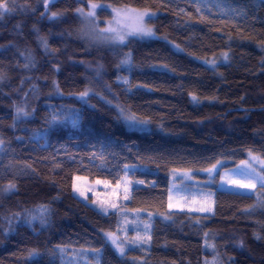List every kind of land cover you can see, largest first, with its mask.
Here are the masks:
<instances>
[{
    "label": "trees",
    "instance_id": "1",
    "mask_svg": "<svg viewBox=\"0 0 264 264\" xmlns=\"http://www.w3.org/2000/svg\"><path fill=\"white\" fill-rule=\"evenodd\" d=\"M0 3L12 8L0 9V264H264V188L215 190L211 214L167 209L173 170L234 166L249 152L264 159L260 1ZM91 3L102 6L101 25L114 8L155 13L153 35L91 44L76 14ZM111 103L149 130H127ZM125 175L143 181L128 206L156 217L144 250L119 256L105 235L116 215L71 188L76 176L114 184ZM10 182L16 189L3 191ZM41 205L45 223L29 224Z\"/></svg>",
    "mask_w": 264,
    "mask_h": 264
},
{
    "label": "rangeland",
    "instance_id": "2",
    "mask_svg": "<svg viewBox=\"0 0 264 264\" xmlns=\"http://www.w3.org/2000/svg\"><path fill=\"white\" fill-rule=\"evenodd\" d=\"M83 9L85 12L90 10V8ZM117 9L123 13L121 16L122 18H119L121 21L120 24H116L115 20H107L103 23V25H101L100 21L95 18V29L91 28V26H87L76 11V14L81 22L80 36L86 41L91 42V44L100 43L108 47L121 45V43L114 42L110 39H101V37H111L114 35V33L103 32L102 30L107 29L110 26L109 22H112L111 26L119 28L122 32H128L135 23L136 14L143 11H133L131 8ZM134 36L145 37V35H128L126 36L125 41ZM204 64L209 67L213 66L210 61L204 62ZM112 105L116 109L121 122L127 130L137 132H146L149 130V123L148 121H146L147 123H143L144 120L137 119L138 121H141V123L130 126L124 119V115L128 114L123 111L122 115L121 110L123 109L119 105ZM25 110L26 107L24 106L18 107L17 115H27V113H24ZM253 155L257 156L255 154ZM259 158L260 160H264L261 157ZM260 160H250L248 153L244 160L234 166L225 167V165L228 164V161H218L219 163L214 164L215 169L211 172V174L207 171V169L202 171L173 170L170 174L167 209L169 211L211 214L214 206L215 190L239 194L253 193L256 188L260 187L259 183H257V187L255 189H247L237 187L236 184L232 183V181L237 180L240 183L245 182L242 179V174L248 172L249 170L244 167L242 162H249L257 172L264 174V164H261ZM141 185H143V183L132 181L128 175H125L119 182L114 184L109 181L99 179L89 181L87 178L82 176H76L72 180V194L77 199L102 214H105V211H102V209H106L107 214L112 213L116 215L117 227L116 231L112 233L116 237L117 245L124 249V254L121 255L117 250V247L112 244V241L107 236L106 238L112 249L119 256H124L126 251L131 247L144 250L145 243L149 240L150 222L156 216L141 210L131 209L128 206L132 189L135 186ZM74 186L79 189V191H74ZM80 192H83L84 195H80ZM125 196H127V199H125ZM113 204L116 205L115 208L112 207ZM169 204H171L172 207H169ZM209 208L210 211L207 210ZM160 218L163 221H168V219H165L163 216Z\"/></svg>",
    "mask_w": 264,
    "mask_h": 264
},
{
    "label": "snow or ice",
    "instance_id": "3",
    "mask_svg": "<svg viewBox=\"0 0 264 264\" xmlns=\"http://www.w3.org/2000/svg\"><path fill=\"white\" fill-rule=\"evenodd\" d=\"M49 3V0H45V8L47 9V5ZM260 3L262 5H264V0H260ZM98 7H102L100 5H97L95 3H91L89 5L90 10L85 12V10L83 8H79L77 9V13L80 15L82 21L87 25V26H91V28L95 29L96 24H95V17L97 15L96 13V9ZM0 9H3L5 12L7 11H11L12 8H10L7 3H0ZM135 11V10H133ZM113 12L115 13V17L114 20L116 21V24H120V17L123 15V13L119 10V9H113ZM57 14L53 13L52 17L55 18ZM155 13H150L147 10L143 11V12H138L135 16V23L134 25L130 28V30L128 32H122L120 31L119 28L117 27H113L112 22H109L110 26L107 29H103V32H109V33H114L113 36L108 37H101V39H105V40H112L114 42H119L121 44H123L125 42L126 36L128 35H145V36H151L153 35L152 29L147 27V23L149 22L150 18L152 16H155ZM2 18V17H0ZM45 46L46 42H45ZM225 58H227V54H225ZM130 61V54H128V58L125 60H122L121 63L122 64H127ZM125 83H127V80H124ZM88 96V90H85L84 92L80 93V98L83 99L84 97ZM193 99L195 100L196 97L193 96ZM121 114L123 115V110H121ZM124 119L125 121L131 126V125H135L137 123H141V121H138L134 116H130V115H124ZM143 123H147L146 121H144ZM0 143H2V141H0ZM249 157L250 160H260V158L258 156H254L251 152H249ZM219 163V162H217ZM244 164V167L247 168L249 171L246 173L242 174V179L245 181L244 183H240L237 180H233L232 183L236 184L237 187L239 188H247V189H255L257 187V183H259L261 188H264V174L257 172L256 169L254 167L251 166V164L249 162H242ZM261 164H264V160H260ZM127 167V166H126ZM215 169V165H213L211 168L207 169V171L211 174V172ZM138 183H143V181H138ZM16 189V185L14 183H9L4 189L3 191L5 192H10V191H14ZM74 191H79V189H77L74 186ZM80 195H84L83 192H80ZM125 199H127V196H125ZM113 208L116 207L115 204L112 205ZM169 207H172L171 204H169ZM203 210V209H202ZM210 211V208L207 209ZM37 211H39L40 215L39 217L33 214H30L29 217L27 218V222L29 224L32 223L33 220L36 219H40L41 224L43 225L45 223V219H46V213L48 212V208L45 205H41L39 206V208L37 209ZM102 211H105V214H107V210L106 209H102ZM165 219H171V217L169 216H165ZM147 227V225H146ZM105 235L112 241V244L114 246L117 247V250L120 252L121 255L124 254V249L120 246L117 245L116 242V237L114 236L113 233H105ZM207 236V233L205 234ZM259 238V237H258ZM209 247H213V245H208ZM96 252H99V249L95 250ZM97 264H99V262H97Z\"/></svg>",
    "mask_w": 264,
    "mask_h": 264
},
{
    "label": "water",
    "instance_id": "4",
    "mask_svg": "<svg viewBox=\"0 0 264 264\" xmlns=\"http://www.w3.org/2000/svg\"><path fill=\"white\" fill-rule=\"evenodd\" d=\"M258 1H260V0H258Z\"/></svg>",
    "mask_w": 264,
    "mask_h": 264
}]
</instances>
